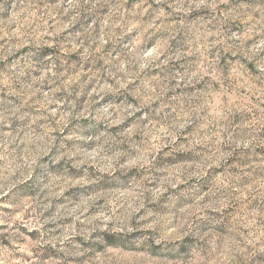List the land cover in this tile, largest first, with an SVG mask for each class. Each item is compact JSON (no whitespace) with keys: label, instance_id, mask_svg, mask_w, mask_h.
<instances>
[{"label":"rangeland","instance_id":"374dc122","mask_svg":"<svg viewBox=\"0 0 264 264\" xmlns=\"http://www.w3.org/2000/svg\"><path fill=\"white\" fill-rule=\"evenodd\" d=\"M0 264H264V0H0Z\"/></svg>","mask_w":264,"mask_h":264},{"label":"trees","instance_id":"16d2710c","mask_svg":"<svg viewBox=\"0 0 264 264\" xmlns=\"http://www.w3.org/2000/svg\"><path fill=\"white\" fill-rule=\"evenodd\" d=\"M88 14V13H87ZM87 14L82 15L79 18V21H88L89 19L87 18ZM25 50V49H24ZM52 49L50 47H45L43 49L40 50H28V52L26 53V57L30 62H38L40 60H42L48 53H51ZM237 152H235L234 154H236ZM236 156V155H233ZM234 161H237L235 159H233ZM105 236V235H104ZM47 252L43 253V255H45Z\"/></svg>","mask_w":264,"mask_h":264}]
</instances>
